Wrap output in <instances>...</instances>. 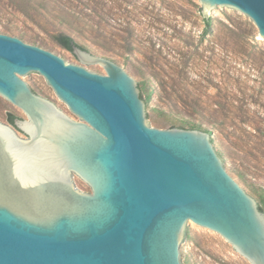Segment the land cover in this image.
Here are the masks:
<instances>
[{
  "label": "water",
  "instance_id": "obj_1",
  "mask_svg": "<svg viewBox=\"0 0 264 264\" xmlns=\"http://www.w3.org/2000/svg\"><path fill=\"white\" fill-rule=\"evenodd\" d=\"M199 2L204 17L244 14L264 41V0ZM72 54L106 75L0 33V97L28 119L0 122V264H184L194 227L264 264V205L233 178L217 139L158 129L122 68ZM22 78H44L78 121Z\"/></svg>",
  "mask_w": 264,
  "mask_h": 264
},
{
  "label": "rangeland",
  "instance_id": "obj_2",
  "mask_svg": "<svg viewBox=\"0 0 264 264\" xmlns=\"http://www.w3.org/2000/svg\"><path fill=\"white\" fill-rule=\"evenodd\" d=\"M201 8L199 0H0V33L98 74L106 75L101 65L78 62L55 38L66 34L112 61L135 80L158 129L195 125L209 133L233 178L264 205V41L244 14L204 17ZM22 79L78 121L44 78ZM10 114L28 120L0 97V122L10 125ZM180 260L250 264L220 235L196 227Z\"/></svg>",
  "mask_w": 264,
  "mask_h": 264
},
{
  "label": "trees",
  "instance_id": "obj_3",
  "mask_svg": "<svg viewBox=\"0 0 264 264\" xmlns=\"http://www.w3.org/2000/svg\"><path fill=\"white\" fill-rule=\"evenodd\" d=\"M209 24V22H207V25ZM57 44L59 46H61L63 49H66L67 51L72 53V46L75 45L77 47H79L82 50H85L82 46L78 45L77 43L74 42V40L72 39V37L66 35V34H59L56 38H55ZM17 117L13 114H10L7 117V120L9 122L10 125H13L14 120ZM186 126V125H185ZM183 129V128H182ZM187 129H197V127L195 125H187ZM209 134V133H208ZM263 204V202H261V205ZM258 210L261 211L264 214V207H259L258 206Z\"/></svg>",
  "mask_w": 264,
  "mask_h": 264
},
{
  "label": "flooded vegetation",
  "instance_id": "obj_4",
  "mask_svg": "<svg viewBox=\"0 0 264 264\" xmlns=\"http://www.w3.org/2000/svg\"><path fill=\"white\" fill-rule=\"evenodd\" d=\"M11 126H13V125H11ZM17 132V131H16ZM20 133V132H19Z\"/></svg>",
  "mask_w": 264,
  "mask_h": 264
}]
</instances>
